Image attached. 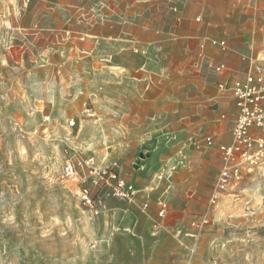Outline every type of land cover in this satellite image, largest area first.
Instances as JSON below:
<instances>
[{
  "label": "crops",
  "instance_id": "obj_1",
  "mask_svg": "<svg viewBox=\"0 0 264 264\" xmlns=\"http://www.w3.org/2000/svg\"><path fill=\"white\" fill-rule=\"evenodd\" d=\"M36 5L10 35L19 58L4 84L20 99L6 105L9 117L36 123L43 111L56 122L75 121L78 131L64 145L80 159H99L100 168L112 166L132 186L130 200L102 199L105 245L124 244L122 254L139 264L159 254L184 258L199 230L190 223L217 220L228 208L227 195L209 208V193L224 164L220 146L232 142L231 85L249 63L264 68V0ZM81 115L93 118L81 124Z\"/></svg>",
  "mask_w": 264,
  "mask_h": 264
},
{
  "label": "rangeland",
  "instance_id": "obj_2",
  "mask_svg": "<svg viewBox=\"0 0 264 264\" xmlns=\"http://www.w3.org/2000/svg\"><path fill=\"white\" fill-rule=\"evenodd\" d=\"M34 8L36 0H0V264H139L122 254L124 244H104L102 199L113 198L108 188L92 189L88 207L79 186L62 176L65 158L74 153L63 141L78 131L69 130L68 118L56 122L43 111L36 123L9 117L6 105L20 99L17 88L4 84L5 71L16 69L19 58L9 48L10 35L25 27ZM77 118L82 124L93 116ZM88 162L99 174L113 170L100 168L99 159ZM230 189L241 190L242 200L233 204L228 195L217 220L201 230L190 225L197 235L188 237L184 258L159 254L151 264H264V164L244 171Z\"/></svg>",
  "mask_w": 264,
  "mask_h": 264
},
{
  "label": "built area",
  "instance_id": "obj_3",
  "mask_svg": "<svg viewBox=\"0 0 264 264\" xmlns=\"http://www.w3.org/2000/svg\"><path fill=\"white\" fill-rule=\"evenodd\" d=\"M198 22L200 18L196 19ZM213 47L226 48L224 40L210 39ZM247 71L240 79L235 80L229 92L236 103L235 123L231 131L232 142L220 146L224 164L219 170V176L209 199L208 207L214 208L220 196H232V203L238 205L243 198L239 189H230L242 180L244 171H251L264 163V68L259 63H249ZM86 113L90 110L86 108ZM48 118H45L47 120ZM68 125L74 127L73 120ZM211 138L207 137L206 142ZM62 176L68 183L77 185L83 205L92 206L94 197L91 190L101 187L108 188L111 197L120 200H130L134 196L133 188L126 183L123 176L114 170L95 171L88 161L75 157L74 154L65 158ZM145 203L143 208H147ZM159 216L166 211V203L157 200ZM207 215L190 225L200 230L209 226Z\"/></svg>",
  "mask_w": 264,
  "mask_h": 264
},
{
  "label": "bare ground",
  "instance_id": "obj_4",
  "mask_svg": "<svg viewBox=\"0 0 264 264\" xmlns=\"http://www.w3.org/2000/svg\"><path fill=\"white\" fill-rule=\"evenodd\" d=\"M264 164V163H263Z\"/></svg>",
  "mask_w": 264,
  "mask_h": 264
}]
</instances>
